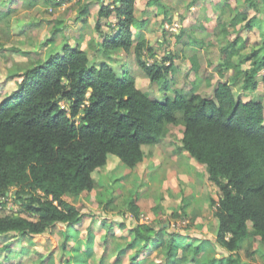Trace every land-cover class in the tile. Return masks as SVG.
I'll use <instances>...</instances> for the list:
<instances>
[{
	"label": "trees",
	"instance_id": "trees-1",
	"mask_svg": "<svg viewBox=\"0 0 264 264\" xmlns=\"http://www.w3.org/2000/svg\"><path fill=\"white\" fill-rule=\"evenodd\" d=\"M58 1L45 3L57 8L75 0ZM96 1L100 8L97 33L90 44L94 50L104 55L118 49L133 53L151 82L176 74L173 55L157 59L146 36H136V26H146L136 16L137 0ZM249 1L254 6L259 1L264 9V0ZM3 3L0 0V29L8 31L19 0ZM90 3L79 11L85 24ZM246 21L252 26L247 14L238 13L233 24ZM262 51L263 56L255 58L246 74L241 69L238 73L227 57L224 67L237 72L233 82L245 74V91L257 89L256 76L264 67V34ZM146 54L154 60H146ZM235 54L232 51L230 56ZM92 55L79 43L66 42L61 51L51 52L29 67L18 89L0 101V237L33 239L58 224L76 230L84 215L67 197L91 192L97 184L93 174L108 163L110 155L134 168L144 159V146L159 144L171 126H181L183 149L207 166L208 178L218 188L219 199L212 201L218 219L214 244L229 255L200 261L198 255L206 242L182 237L170 227L138 222L130 230L129 246H141L132 260H149L157 249L159 260L149 264H257L253 262L254 245H264V103L238 98L230 82H220L212 98L195 90L191 95L175 90L173 99L158 101L137 87L127 71L120 76L106 62L92 63ZM191 68L195 83L206 80L210 84L208 67L197 57ZM10 200L18 204L17 211L9 208ZM101 227L112 228L106 222ZM64 236L66 242L73 238L67 232ZM244 242H248L249 261L236 253ZM11 243L6 242L0 252L20 255ZM94 254L87 246L69 256L75 264H83Z\"/></svg>",
	"mask_w": 264,
	"mask_h": 264
},
{
	"label": "rangeland",
	"instance_id": "rangeland-1",
	"mask_svg": "<svg viewBox=\"0 0 264 264\" xmlns=\"http://www.w3.org/2000/svg\"><path fill=\"white\" fill-rule=\"evenodd\" d=\"M3 1L7 5L12 0ZM31 2L33 0H19L11 15L10 30L0 29V101L18 89L21 76L29 67L46 59L51 52L61 51L62 45L68 42L79 43L93 54L92 63L106 62L120 76L127 71L134 76L137 87L158 101L167 97L173 99L175 90L188 95L195 90L212 98L220 82H230L238 98L264 103V67L256 76L255 91H245L243 87L244 75L251 71L253 61L263 56L264 9L259 1L254 6L249 0H156L153 3L137 0L136 16L144 20L146 26L137 25L136 36H146L157 59L162 60L168 53L175 58L176 74H169L157 83L145 75L133 53L127 55L118 49L104 55L90 46L94 39L91 36L97 33L95 24L100 5L96 0H75L57 8L46 4L45 0L35 5ZM88 3L91 4L89 22L85 24L79 11ZM238 13L247 14L252 26H248L247 21L234 25L233 19ZM106 28L103 26L104 31ZM6 34L8 36L3 37ZM232 51L236 54L230 56ZM194 57L208 67L210 84L206 80L195 83L191 68ZM227 57L238 68V73L239 69L245 73L236 82L233 79L237 72L224 67ZM146 60L154 58L146 54ZM182 138L183 127L171 126L159 144L144 146V159L134 168L110 155L108 163L93 174L97 184L91 192L66 198L84 215L76 230L58 224L47 234L35 235L33 239L17 241L19 239L13 240L10 235L1 236L0 248L12 241L10 246L20 255L0 252V264H10L7 258L15 260L16 264H75L69 253L76 254V250L87 246L93 248L95 254L83 264H149L155 258L159 260L157 249L149 260L141 263L132 260L141 246H129L130 230L138 222L170 227V231L182 237L191 236L196 241L206 242L207 247L198 255L200 261L227 257L229 253L214 244L218 219L212 201L219 199L218 188L209 180L207 166L183 149ZM8 206L13 211L19 209L11 200ZM103 222L112 228L101 227ZM66 232L73 237L64 245L69 252L63 249ZM247 246L248 242H244L236 252L245 261L250 260ZM259 246L254 245L253 262L264 264V245ZM23 250L30 254L27 256Z\"/></svg>",
	"mask_w": 264,
	"mask_h": 264
},
{
	"label": "crops",
	"instance_id": "crops-1",
	"mask_svg": "<svg viewBox=\"0 0 264 264\" xmlns=\"http://www.w3.org/2000/svg\"><path fill=\"white\" fill-rule=\"evenodd\" d=\"M108 31H109V30H108ZM93 36H94V35H92L91 37H93ZM96 37H97V36H96ZM97 40H98V39H97ZM191 67H192V66H191ZM27 238H28V237H27ZM16 239H17V238H16ZM16 239L13 238V240H16ZM22 239L25 240L26 238H22ZM22 239H21V240H22ZM21 240L19 239V240H17V241H21ZM64 241H65V243H67L66 240H64Z\"/></svg>",
	"mask_w": 264,
	"mask_h": 264
}]
</instances>
